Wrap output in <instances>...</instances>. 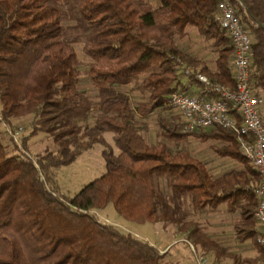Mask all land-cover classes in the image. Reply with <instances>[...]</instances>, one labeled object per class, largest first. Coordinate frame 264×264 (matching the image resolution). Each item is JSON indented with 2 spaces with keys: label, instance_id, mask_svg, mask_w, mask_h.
<instances>
[{
  "label": "trees",
  "instance_id": "1",
  "mask_svg": "<svg viewBox=\"0 0 264 264\" xmlns=\"http://www.w3.org/2000/svg\"><path fill=\"white\" fill-rule=\"evenodd\" d=\"M218 2L0 0L1 120L30 115V135L45 133L56 145L34 159L13 137H0V264H177L168 250L92 212L109 205L129 222L173 227L218 260L229 251L208 233L204 214L239 211L235 231L257 238L252 187L260 175L240 149L239 134L220 125L184 131L185 120L170 103L175 90L207 94L195 75H184L187 67L235 87L234 44L217 20ZM231 2L253 37L250 83L261 97L264 0ZM190 28L207 42L209 56L179 45ZM77 43L89 58L85 70ZM84 77L92 90L82 86ZM191 137L212 141L217 156L240 165L214 174L188 148ZM97 143L105 146V172L73 196L61 194L54 169Z\"/></svg>",
  "mask_w": 264,
  "mask_h": 264
},
{
  "label": "built area",
  "instance_id": "2",
  "mask_svg": "<svg viewBox=\"0 0 264 264\" xmlns=\"http://www.w3.org/2000/svg\"><path fill=\"white\" fill-rule=\"evenodd\" d=\"M217 20L227 30L234 44L235 87L229 89L215 84L206 74L194 73L187 67L183 69L184 75H195L204 84L207 94L190 95L175 90L170 94V103L182 114L185 120L184 131L192 132L220 125L239 134L240 149L260 175V181L253 185L252 190L258 198L254 209V216L259 223L256 239L264 248V120L259 107L262 98L253 95L250 83L253 37L231 0H219ZM212 94L218 95L208 96ZM21 130V127L12 130L13 139L17 140ZM92 212L95 213L93 210ZM187 242L193 252L195 264H210L197 253L191 242Z\"/></svg>",
  "mask_w": 264,
  "mask_h": 264
},
{
  "label": "rangeland",
  "instance_id": "3",
  "mask_svg": "<svg viewBox=\"0 0 264 264\" xmlns=\"http://www.w3.org/2000/svg\"><path fill=\"white\" fill-rule=\"evenodd\" d=\"M190 33L188 36L184 37L179 41V45L183 46L190 52L197 53L200 56H209V51H207V42L204 38L196 31H193L192 28L189 29ZM75 49L78 53V56L82 62L81 68L85 70L88 66L89 58L83 52L82 43H77L74 45ZM83 76H86L84 73ZM82 86L92 90V84L88 80L87 77H84L82 81ZM0 109H1V102H0ZM175 110V109H174ZM176 111V110H175ZM155 118L150 119V125L152 130H155ZM31 120L32 116L27 115L20 118H13L11 123H7L1 120L0 114V137L5 142H11L10 136L12 137V130L13 128H22L21 133L18 135L16 141L17 145L19 146L20 150L24 153L28 154L30 157L34 158L39 153H44L48 150H55L56 145L52 141L51 137L45 133H38L35 135H30L32 131L31 127ZM14 129V130H15ZM154 134V132H151ZM149 133L148 136H151ZM27 137V147L26 149L23 148L22 145V137ZM153 136V135H152ZM106 141L109 145L113 146L115 152L117 151L116 147H114L112 134L106 133L105 134ZM212 141L207 142H199L195 138H190V142H188V148L191 152L199 158H204L208 161L210 168L214 173H220L228 168L240 165L236 161H233L228 158H221L217 156L214 151L212 150L211 144ZM105 146L97 143L92 148L84 151L78 158L69 165H64L54 169V175L58 187V191L66 196H73L76 194L85 184L89 183L90 181L94 180L95 178L101 176L105 172V161L102 155V150ZM95 213L99 217L100 220L113 224L117 228L122 231H130L133 235L138 237L139 239H143L146 241H156L159 239V235L156 233V227L154 224L151 223H136V222H129L118 215L112 205H109L105 210L94 209ZM207 214H204L201 218L202 223H204V217L206 218ZM164 224V223H163ZM169 226V225H167ZM164 230H166V226H164ZM171 227V226H169ZM176 233V231H174ZM177 234V233H176ZM174 239L170 234L168 235ZM177 237V236H176ZM179 245H182L183 242H178ZM164 250V249H163ZM197 250V249H196ZM197 253L200 256H204L210 263L211 258L209 255H204L200 250H197ZM189 255L193 257V252L189 250ZM194 260V258H193ZM185 261V262H184ZM190 260L188 256H185L183 261L179 262V264L188 263ZM195 261V260H194Z\"/></svg>",
  "mask_w": 264,
  "mask_h": 264
},
{
  "label": "crops",
  "instance_id": "4",
  "mask_svg": "<svg viewBox=\"0 0 264 264\" xmlns=\"http://www.w3.org/2000/svg\"><path fill=\"white\" fill-rule=\"evenodd\" d=\"M261 98L262 102L259 107L262 119L264 120V94H262ZM206 214V218L204 217L205 222L203 223L206 230L229 251V253L223 254L220 260L216 259L212 253L209 254L211 264H260L259 261L262 262L261 259L259 260L260 248L256 239L252 237L242 238L234 229V221L238 218L239 211L230 212L225 210L224 207H220L218 211ZM154 225L159 239L149 241L150 243L156 245L161 251L168 250V257L172 262L179 264L185 256H188L190 261L183 264H195L193 260L194 256L189 255V250L191 249L188 243L183 240L184 238L176 237L177 234L174 233L173 227L166 226L163 223H156ZM164 226H166V230H164ZM169 234L176 239H171L168 236ZM178 242H183V244L179 245ZM238 256L243 257L244 262ZM247 258L251 260L248 261Z\"/></svg>",
  "mask_w": 264,
  "mask_h": 264
}]
</instances>
